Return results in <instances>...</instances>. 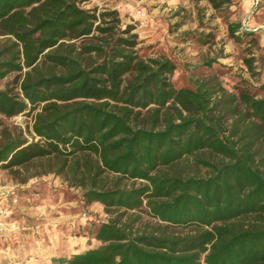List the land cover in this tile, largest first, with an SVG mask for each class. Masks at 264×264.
Instances as JSON below:
<instances>
[{
    "label": "trees",
    "instance_id": "16d2710c",
    "mask_svg": "<svg viewBox=\"0 0 264 264\" xmlns=\"http://www.w3.org/2000/svg\"><path fill=\"white\" fill-rule=\"evenodd\" d=\"M84 1L0 0V80L20 75L0 114L34 113L31 142L0 131V165L61 176L108 215L77 225L84 251L30 264H264V84L176 89L170 59L140 57L133 27Z\"/></svg>",
    "mask_w": 264,
    "mask_h": 264
},
{
    "label": "rangeland",
    "instance_id": "374dc122",
    "mask_svg": "<svg viewBox=\"0 0 264 264\" xmlns=\"http://www.w3.org/2000/svg\"><path fill=\"white\" fill-rule=\"evenodd\" d=\"M85 0L82 7L98 11L115 10L121 28L133 27L135 52L143 59L166 57L175 70L170 76L174 88H192L196 79L216 76L234 92L241 82L249 84L259 97L264 84V41L259 33L249 31L253 13L257 23L264 21V2L229 0L220 10L207 0ZM123 4L120 5L119 3ZM128 4V5H127ZM140 10L142 16L136 15ZM229 23H239L242 30L253 32L242 43H236L228 32ZM252 59L255 77L244 65ZM210 62L211 65H206ZM19 73L0 80V89L18 94ZM34 113L7 118L0 114V131L6 128L31 142ZM37 167L8 170L0 165V186H14L20 202L14 219L24 230L11 241L0 244V264H30L49 248H83L78 224L101 223L108 219L100 205H85L80 188L71 187L63 177L36 175ZM32 175H36L30 177ZM144 220H151L143 215ZM92 245V242H91Z\"/></svg>",
    "mask_w": 264,
    "mask_h": 264
},
{
    "label": "built area",
    "instance_id": "2783aa9c",
    "mask_svg": "<svg viewBox=\"0 0 264 264\" xmlns=\"http://www.w3.org/2000/svg\"><path fill=\"white\" fill-rule=\"evenodd\" d=\"M258 3V0H254ZM136 15L141 17L140 10ZM20 202L19 194L14 186H0V241L12 236L19 228L18 222L14 219L15 210Z\"/></svg>",
    "mask_w": 264,
    "mask_h": 264
},
{
    "label": "crops",
    "instance_id": "0c3cea01",
    "mask_svg": "<svg viewBox=\"0 0 264 264\" xmlns=\"http://www.w3.org/2000/svg\"><path fill=\"white\" fill-rule=\"evenodd\" d=\"M119 1H121V0H119ZM245 1V4H247L248 5V7L250 6L251 7V2H254V0H244ZM126 2H128V4L130 3V2H132L131 0H126ZM136 2L137 3H139V2H141V1H137L136 0ZM120 5H122L123 3L122 2H120L119 3ZM127 4V5H128ZM259 10L260 9H257L254 13H253V15L252 16H250V18H249V20H248V29H249V31H253V32H256V33H259L261 36H262V40L264 41V21L263 22H260V23H257V22H255L254 21V16L256 15V14H258V12H259ZM92 205H98V204H92ZM83 240H87V238L86 237H81ZM87 248V243H84L83 244V248H76V250H74V249H70V250H72V251H74V252H82V251H84L85 249Z\"/></svg>",
    "mask_w": 264,
    "mask_h": 264
}]
</instances>
